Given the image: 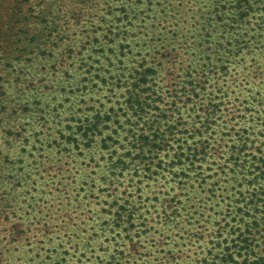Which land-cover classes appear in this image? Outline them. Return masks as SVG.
<instances>
[{"label": "rangeland", "instance_id": "obj_1", "mask_svg": "<svg viewBox=\"0 0 264 264\" xmlns=\"http://www.w3.org/2000/svg\"><path fill=\"white\" fill-rule=\"evenodd\" d=\"M43 2L0 0V264L264 256V0Z\"/></svg>", "mask_w": 264, "mask_h": 264}, {"label": "trees", "instance_id": "obj_2", "mask_svg": "<svg viewBox=\"0 0 264 264\" xmlns=\"http://www.w3.org/2000/svg\"><path fill=\"white\" fill-rule=\"evenodd\" d=\"M42 2L44 0H41ZM44 4V10H45V15H46V19H45V27L46 29L48 30V33L50 34L51 30L53 28H58L60 26V22L58 21L60 19V12H61V8H60V4L57 2V0H45L43 2ZM233 7V6H232ZM237 9H241V7L239 6L236 7L234 11H236ZM245 9V7L243 8ZM242 9V10H243ZM247 9V8H246ZM249 9V8H248ZM241 22H238V20L234 19L231 22H223L222 25H223V32H227V33H230L231 36H229L232 40L228 42H226L227 44H225V46H220L221 49L224 51L223 53H225V58H221L223 59L222 61H224L222 63V65L224 64L223 68L225 69V74L224 75H228V66H229V62H228V59H227V54L228 55H231V53L234 51V52H237L238 49H243V48H247L248 47V43H244V42H240L238 40V37H236V29H239V28H242L241 27ZM115 28H119L120 29V26L117 24V26H115ZM122 33H127L126 30H118L117 31V34H115L116 36L122 34ZM47 35V34H46ZM124 37V36H123ZM37 36L34 34V36H32V39L31 41L33 42V44L37 47H40V44L42 43V45H45V44H48L47 46V49L49 52L52 51V46H50V40H49V37L48 35L42 39V42H39L38 39H36ZM125 38V37H124ZM37 41V42H36ZM246 51H250V50H246ZM52 54V52H51ZM146 72H144V75L143 76H146L147 72L148 71H151L150 68H145ZM155 129H158V126L155 128ZM151 147L149 149V151H154L156 148L155 147V144H150ZM242 264H264V256H260V257H256V258H252V259H245L243 260V263Z\"/></svg>", "mask_w": 264, "mask_h": 264}]
</instances>
